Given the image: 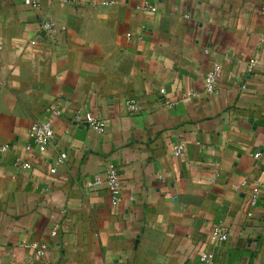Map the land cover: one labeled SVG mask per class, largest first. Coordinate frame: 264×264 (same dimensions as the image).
<instances>
[{
	"label": "crops",
	"instance_id": "obj_1",
	"mask_svg": "<svg viewBox=\"0 0 264 264\" xmlns=\"http://www.w3.org/2000/svg\"><path fill=\"white\" fill-rule=\"evenodd\" d=\"M0 264H264V0H0Z\"/></svg>",
	"mask_w": 264,
	"mask_h": 264
},
{
	"label": "built area",
	"instance_id": "obj_2",
	"mask_svg": "<svg viewBox=\"0 0 264 264\" xmlns=\"http://www.w3.org/2000/svg\"><path fill=\"white\" fill-rule=\"evenodd\" d=\"M39 1L40 0H25V5L29 6L33 9L39 8ZM145 9L150 10L152 12H156L157 8L151 5H147ZM55 28L54 23L52 22H43L40 24V32L49 33L52 32ZM32 45H36L37 41H32ZM255 62L251 61L248 64V70L251 72L254 69ZM223 75L222 67L219 65L214 66L211 70H209L206 73L205 76V90L208 93H215L217 90V83L221 79ZM128 108L137 110L139 107L134 101L128 102ZM171 108V107H168ZM62 113L58 109H54L50 111V116L41 122H36L32 125L30 129V138L35 142L38 150L42 154L50 153L52 150H54L55 145V139H56V129H55V120L58 118H61ZM77 119H81L83 124L87 126L89 129L97 132V133H103L105 130V123L96 117L95 115L91 113L84 114L83 116H78ZM3 152L8 151V148L3 147L1 149ZM185 151L184 146H178L175 148V154L180 155ZM66 155L62 154L59 158L60 163H64L66 159ZM259 157V155L257 156ZM18 166L29 169L31 166L28 163H18ZM55 172V170H53ZM102 186H105L108 194L111 196V198L118 202L120 200L121 194H122V183L120 180V177L116 170L109 169L107 170L103 175L95 177L93 180H91L88 183V187L91 190H95L97 188H100ZM260 194L261 190L259 186H254L251 191V197H250V205L256 206L259 203L260 200ZM56 234V233H55ZM54 234V235H55ZM212 237L215 240V242L224 243L228 240L229 233L226 227L223 225H217L212 229ZM28 250L35 251L39 256H44L47 248L46 246H41L40 244L34 243L31 245H27L25 247ZM213 259L212 254H203L201 257V261L204 263H210Z\"/></svg>",
	"mask_w": 264,
	"mask_h": 264
}]
</instances>
